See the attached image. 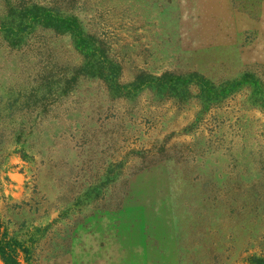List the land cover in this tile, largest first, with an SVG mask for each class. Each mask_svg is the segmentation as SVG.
Here are the masks:
<instances>
[{
	"label": "rangeland",
	"instance_id": "rangeland-1",
	"mask_svg": "<svg viewBox=\"0 0 264 264\" xmlns=\"http://www.w3.org/2000/svg\"><path fill=\"white\" fill-rule=\"evenodd\" d=\"M0 233L21 264L264 259V0H0Z\"/></svg>",
	"mask_w": 264,
	"mask_h": 264
},
{
	"label": "trees",
	"instance_id": "trees-1",
	"mask_svg": "<svg viewBox=\"0 0 264 264\" xmlns=\"http://www.w3.org/2000/svg\"><path fill=\"white\" fill-rule=\"evenodd\" d=\"M46 20L48 23L53 25L54 27L62 30L74 29L73 26L76 27L75 22L72 21V18L68 16H54V15H47ZM13 29V28H12ZM112 75L115 76L117 69L116 67L111 68ZM16 239L12 241H8L5 236L0 233V259L5 264H21V254L25 252L22 248V244ZM255 264H264V259H255Z\"/></svg>",
	"mask_w": 264,
	"mask_h": 264
}]
</instances>
